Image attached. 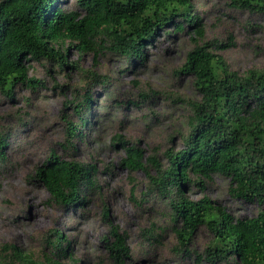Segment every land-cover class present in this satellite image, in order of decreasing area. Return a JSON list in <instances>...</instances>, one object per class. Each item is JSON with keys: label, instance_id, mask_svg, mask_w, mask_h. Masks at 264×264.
I'll list each match as a JSON object with an SVG mask.
<instances>
[{"label": "rangeland", "instance_id": "obj_1", "mask_svg": "<svg viewBox=\"0 0 264 264\" xmlns=\"http://www.w3.org/2000/svg\"><path fill=\"white\" fill-rule=\"evenodd\" d=\"M190 3L203 27L199 42L217 38L227 43L220 53L239 74L250 67L264 69V13L231 8L225 0ZM58 4L64 9L74 7L73 0H59ZM194 39L192 26L174 32L172 23L166 24L144 45L143 59L138 62L107 50L94 56L92 51L79 52L69 46L67 62L76 60L81 68L109 77L103 87L105 94L101 87L88 84L92 101L83 113L86 122L72 138V147L66 145L65 118L77 119L73 104L84 91L85 75L74 67L60 70L27 59L28 73L39 79L36 86L16 84L9 96L0 91L4 156L0 161V243H14L21 251L38 256L40 248H47L43 238L58 228L68 237L69 250L79 264H113L105 243L111 238L112 224L124 234L128 251L123 264H193L191 258L174 250L176 239L167 206L162 198L146 191L144 171L129 169L122 160L125 146L138 147L142 159L156 152L163 160L164 149L181 145L180 133L187 128L189 113L184 101L198 95L191 74L179 66ZM54 83L62 86L53 87ZM115 99L126 102L110 105ZM51 151L95 166L98 187L89 190L80 205L69 208L48 200L47 191L35 177V167ZM227 187V177L212 173L203 190L192 186L187 193L191 197L205 193L238 217L251 216L262 207L255 200L233 197ZM142 228L149 229L148 237ZM209 238V231L198 226L192 231L189 248L202 253ZM229 264L241 263L230 260Z\"/></svg>", "mask_w": 264, "mask_h": 264}, {"label": "trees", "instance_id": "obj_2", "mask_svg": "<svg viewBox=\"0 0 264 264\" xmlns=\"http://www.w3.org/2000/svg\"><path fill=\"white\" fill-rule=\"evenodd\" d=\"M225 1L231 8L264 13V0ZM58 2L0 0V91L9 96L16 84L36 86L39 79L28 73L27 59L82 72L86 77L84 91L73 104L77 119L65 118L66 145L72 147V138L86 122L83 113L92 101L90 86L101 87L105 94L103 87L109 77L81 68L76 60L67 62L68 47L92 51L94 56L107 50L138 62L143 59L144 45L151 43L166 24L172 23L174 32L184 25L192 26L194 44L179 70L191 74L198 97L184 101L189 113L187 128L180 133L181 145L164 149L163 160L156 152L142 159L138 147L125 146L122 162L132 170L141 168L147 178L146 191L163 199L176 239L174 250L179 254L191 258L193 264H229L230 260L264 264V69L250 67L239 74L229 68L220 53L227 43L217 38L199 42L203 27L191 12L190 0H73L71 9L62 8ZM124 102L115 99L110 105ZM1 137L0 133V161L4 158ZM95 171L92 163L62 158L51 151L49 158L35 167L34 175L47 191L48 200L71 208L80 205L89 190L97 189ZM212 173L228 178L230 195L255 200L262 207L251 216L238 217L205 193L188 195L192 186L203 190ZM103 211L106 216L107 208ZM201 225L210 238L198 253L189 243L192 231ZM141 230L148 237L149 229ZM110 232L111 238L105 241L109 257L113 264H123L128 251L124 234L112 224ZM43 239L47 248H40L38 256L21 251L14 243H0V264H79L61 230L54 228Z\"/></svg>", "mask_w": 264, "mask_h": 264}]
</instances>
